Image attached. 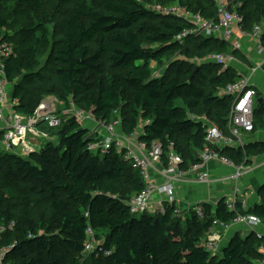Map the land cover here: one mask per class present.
Instances as JSON below:
<instances>
[{
  "label": "trees",
  "instance_id": "16d2710c",
  "mask_svg": "<svg viewBox=\"0 0 264 264\" xmlns=\"http://www.w3.org/2000/svg\"><path fill=\"white\" fill-rule=\"evenodd\" d=\"M45 1L0 0V78L4 72L17 113L33 117L47 96L66 107L73 99L99 125L121 120L126 137L138 134L141 142L161 144L165 164L174 145L184 170L198 164L205 149L203 120L231 135L235 97L224 93L244 77L232 67L223 70L203 61L209 55L238 58L239 50L213 38L179 41L193 25L157 12L181 6L218 22L212 0H53L56 13L65 15L58 26L47 21ZM229 1L231 7L241 5L237 12L247 35L264 25V0ZM8 5H13L12 20ZM5 45L12 50L9 57L2 56ZM153 64L162 69L158 77ZM44 127L50 129L45 122L37 125L46 134ZM259 127H264V103L254 105V131L240 132L253 136ZM50 130L58 140H43L28 157L0 146V224H15L0 235V252L9 250L3 264L264 262V234L256 232L245 238L237 233L221 254L207 248L214 230L230 225L238 214L253 215L264 224V185L260 201L247 210L238 202L236 211H230L222 198L202 204L203 219L194 209L176 213L177 204L166 205L164 214L134 216L129 203L147 184L124 151L90 150L101 135L75 118ZM246 143L245 150L217 151L247 166L252 157L264 154V142ZM89 230L97 244L86 254Z\"/></svg>",
  "mask_w": 264,
  "mask_h": 264
},
{
  "label": "built area",
  "instance_id": "2783aa9c",
  "mask_svg": "<svg viewBox=\"0 0 264 264\" xmlns=\"http://www.w3.org/2000/svg\"><path fill=\"white\" fill-rule=\"evenodd\" d=\"M219 11V21H206L201 15L194 14L181 6H174L171 8H160L157 10L159 14L166 17H174L182 19L193 25V30L182 33L179 41H184L190 36L215 38L233 45L236 50L241 48L238 42H235L230 27L236 23H242V17L238 12L233 15L227 14V9L230 6L229 0H213ZM243 36L247 34L242 30L241 25L237 30ZM263 29L257 27L254 30L253 37L256 39L257 49L260 54H264V45L261 42V35ZM12 50L5 45L1 48L3 57H9ZM236 61L233 55H209L203 62L215 63L223 68V70L232 67ZM160 73L154 74L158 77ZM0 78V146L3 151L18 155L21 157H28L38 151L34 143L30 141L31 135H40L37 130V125L40 122H45L50 129L57 130L62 127L64 121L75 118L81 125L87 126L88 122L92 121V115H86L83 111H79L74 105L70 103L66 109L55 115L45 109L46 104L42 103L33 117H25L17 113L14 107L18 104L16 101L10 99V92L12 87L5 78L4 72L1 73ZM224 94L235 97L234 106L232 108L229 125L231 135L228 137L222 130L208 122L204 125L207 128L205 137V149L199 154L200 162L191 165L188 170H184V160L174 150V145H171L170 151L167 153V164L164 163V150L159 143L148 145L146 142L139 141V136L134 140V135L129 137H121L117 135L118 122L111 125H99L102 129L101 140L98 143L91 144L90 150L107 153L113 148L124 151L125 160L133 163L135 169L140 170L145 183L146 190L138 197L134 198L130 203V211L134 216H141L145 213L150 214H164L166 212V205L177 204L179 209L176 213L180 214L184 211L187 201L181 196L180 186L183 184L187 187L204 186L207 189L215 185L212 173L206 167L211 163H216L219 166L233 169L236 171L232 179L239 180L244 175L243 165H237L232 159L218 152L217 149L235 148L245 150L247 143L243 142L240 137V130L245 132L254 131V103L252 99L256 96L255 91L251 88L248 80L244 79L242 82L230 86ZM47 106V105H46ZM44 108V109H43ZM84 126V127H85ZM88 128V127H86ZM90 129V127H89ZM94 134L98 133L92 130ZM100 133V131H99ZM44 134V133H42ZM46 137V136H45ZM233 196L226 201L227 207L230 211H236L237 203H241L243 210L248 209V202L245 198H239V189L235 188ZM204 203H212L211 200L195 202L193 205H188L190 209L197 212L199 218H204V212L201 208ZM242 225L250 232L262 234L259 228L262 226V221L250 214H238L233 222L226 226L229 229L232 226ZM14 222L7 225L0 224V235L5 231L13 229ZM89 242L86 247V254H90L96 242L94 240V233L88 231ZM94 242V244H91ZM210 250L218 249L217 240L210 238L207 244ZM9 250L0 252V264H3L5 254ZM264 253V246L261 248Z\"/></svg>",
  "mask_w": 264,
  "mask_h": 264
},
{
  "label": "crops",
  "instance_id": "0c3cea01",
  "mask_svg": "<svg viewBox=\"0 0 264 264\" xmlns=\"http://www.w3.org/2000/svg\"><path fill=\"white\" fill-rule=\"evenodd\" d=\"M236 35V36H235ZM234 35L235 42L241 45L239 49L240 56L236 58V61L232 64L234 68L244 79L248 80L251 87L257 91V95L254 97V105L264 103V54H260L257 49L256 39L252 36H243L238 32ZM247 39V40H246ZM253 42H255L254 47ZM232 45V44H231ZM233 46V45H232ZM206 120V119H205ZM246 142H264V127L257 130L253 136H247ZM245 142V143H246ZM244 175L239 180L232 179L236 171L219 166L216 163L207 165V169L211 171L213 179L216 181L215 185L209 189L204 186H191L187 187L181 185L180 191L182 198L187 201L188 205H193L198 201L211 200L212 203L216 202V198H230L233 196L235 188L239 189V198H245L248 202V208L260 201L258 192L262 185H264V154L251 158V164L244 166ZM222 190V191H221ZM186 205L184 211H188L189 206ZM223 229L220 234L224 233L225 245L220 248L221 252L227 247L230 240L240 233L244 238L250 233V231L242 225L232 226L229 229ZM260 232L264 234V224L259 228ZM226 238V239H225ZM213 239L217 240L218 246H220V238L216 235Z\"/></svg>",
  "mask_w": 264,
  "mask_h": 264
},
{
  "label": "rangeland",
  "instance_id": "374dc122",
  "mask_svg": "<svg viewBox=\"0 0 264 264\" xmlns=\"http://www.w3.org/2000/svg\"><path fill=\"white\" fill-rule=\"evenodd\" d=\"M213 1V0H212ZM46 2V7H45V12L49 15V18H48V22H50L49 24H52V23H54V26L55 25H59V24H61V23H63V21L65 20V15H62V14H57L56 13V9H57V2L56 1H53V0H46L45 1ZM214 2V1H213ZM215 3V2H214ZM229 3H230V6L228 7V9H227V14L228 15H233L235 12H237L238 11V7H241V5H237V7H236V5L235 6H233V7H231V2L229 1ZM12 6L13 5H8V7H7V11H8V17L10 18V20H12L11 18H12ZM14 22H16V25L17 26H20L21 25V23H22V21L21 20H16V21H14ZM263 24V23H262ZM53 26V27H54ZM262 28L264 27V25H260ZM240 27V25L238 26V25H236V23H234L231 27H230V32H232V34H233V36L237 33L238 34V28ZM236 36V35H235ZM249 36V38L248 39H251V37L252 36H250V35H248ZM215 39V38H214ZM187 40V39H186ZM247 40V39H246ZM254 45H255V42H253V46L252 47H254ZM48 53H49V51L48 52H46V53H44V56H43V59H42V62L43 63H45L46 62V60H47V58H48ZM170 60H174V58H171ZM169 60V61H170ZM170 63V62H169ZM154 66H153V73L154 74H157V73H159L160 71H162V69H161V67H159V66H157V64H153ZM74 101L75 100H73V99H70L69 100V102L70 103H74ZM252 101H253V103H254V98L252 99ZM43 103L44 104H46L45 106H44V108L45 109H48V111H50L51 113H53V114H55V115H58V114H60V113H62L65 109H66V106H65V104H64V102H61V101H59V99L57 98V97H55V96H47V97H45L44 99H43ZM74 105H75V107L77 108V109H79V111H83L86 115H91L90 114V112L89 111H87V110H85L83 107H81V106H78V105H76L75 103H74ZM43 108V109H44ZM86 111V112H85ZM203 122H208V123H210L207 119L206 120H203ZM118 127H117V135L119 136V138H121V137H126L124 134H123V128H122V126H121V123H122V121L121 120H119L118 121ZM88 125L87 126H85V127H90V129L91 130H95L96 132H98L99 133V131H100V133L99 134H101V132L103 131V128L101 129H99L98 128V123L93 119V117H92V121L90 122H88L87 123ZM211 124V123H210ZM45 128V133L46 134H42V132L41 131H39V130H37L38 132H40V135H36V136H34V135H31L30 136V141H32L33 143H34V146H36V147H40L41 145H43L42 144V142H43V140H48V141H52V142H56L57 140H58V138H57V136H56V131H52V130H50V129H48V128H46V127H44ZM241 134H240V137H241V139H242V141L243 142H246L247 141V137L246 136H244V133H242V132H240ZM138 134H135L134 135V140H135V142H137V138H138V136H137ZM46 136V137H45ZM230 136V135H229ZM228 136V137H229ZM222 191V190H221ZM216 201H218V199L216 198ZM213 203H215V202H213ZM138 217H140V216H138ZM222 231L223 229H221L220 227L219 228H216L215 230H214V232H213V236H217L218 238H220V246H218V247H223L224 245H225V240H224V238H223V236H224V233L223 234H220V232H218V231ZM226 239V238H225ZM94 240H95V238H94ZM91 244H94V242H91ZM216 252L218 253V254H221L222 252H221V250H220V248L219 249H217L216 250ZM258 264H264V262H262V263H258Z\"/></svg>",
  "mask_w": 264,
  "mask_h": 264
}]
</instances>
